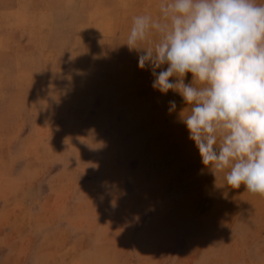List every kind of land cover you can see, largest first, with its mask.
Returning a JSON list of instances; mask_svg holds the SVG:
<instances>
[{"label": "rangeland", "instance_id": "rangeland-1", "mask_svg": "<svg viewBox=\"0 0 264 264\" xmlns=\"http://www.w3.org/2000/svg\"><path fill=\"white\" fill-rule=\"evenodd\" d=\"M158 4L0 0V264H264V195L202 165L124 44Z\"/></svg>", "mask_w": 264, "mask_h": 264}, {"label": "clouds", "instance_id": "clouds-1", "mask_svg": "<svg viewBox=\"0 0 264 264\" xmlns=\"http://www.w3.org/2000/svg\"><path fill=\"white\" fill-rule=\"evenodd\" d=\"M124 44L153 89L182 97L202 165L222 186L264 195V3L159 0L155 15L132 18Z\"/></svg>", "mask_w": 264, "mask_h": 264}, {"label": "bare ground", "instance_id": "bare-ground-1", "mask_svg": "<svg viewBox=\"0 0 264 264\" xmlns=\"http://www.w3.org/2000/svg\"><path fill=\"white\" fill-rule=\"evenodd\" d=\"M176 109V108H175ZM105 119V118H104ZM100 123V122H99ZM103 124V123H102ZM126 131V130H125ZM142 138V137H141ZM143 145V144H142ZM131 153V152H130ZM135 171V170H134ZM142 171V170H141ZM160 172V171H159ZM145 176V175H144Z\"/></svg>", "mask_w": 264, "mask_h": 264}]
</instances>
